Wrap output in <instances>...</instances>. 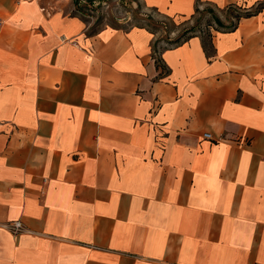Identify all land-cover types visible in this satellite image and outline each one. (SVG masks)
I'll list each match as a JSON object with an SVG mask.
<instances>
[{"label": "crops", "instance_id": "1", "mask_svg": "<svg viewBox=\"0 0 264 264\" xmlns=\"http://www.w3.org/2000/svg\"><path fill=\"white\" fill-rule=\"evenodd\" d=\"M140 1L251 15L155 50L0 0V264H264V0Z\"/></svg>", "mask_w": 264, "mask_h": 264}, {"label": "rangeland", "instance_id": "2", "mask_svg": "<svg viewBox=\"0 0 264 264\" xmlns=\"http://www.w3.org/2000/svg\"><path fill=\"white\" fill-rule=\"evenodd\" d=\"M79 11L89 26L93 29H99L103 26L122 27L127 29L129 27L138 25H147L150 29L156 30L159 33V39L165 42L173 41L177 39L183 31L196 26L197 29H204L208 25H212L211 14L205 10L208 7L201 9V14L195 16V18L188 23L182 24L179 22V26L175 23L167 24V27L157 25L165 20H159L154 13L148 9H145L140 0H78ZM227 15V14H226ZM225 16V15H224ZM176 25V27H175ZM229 24L224 25L228 27ZM198 32V31H197ZM174 33V35H172ZM183 36L182 38L186 37Z\"/></svg>", "mask_w": 264, "mask_h": 264}, {"label": "trees", "instance_id": "3", "mask_svg": "<svg viewBox=\"0 0 264 264\" xmlns=\"http://www.w3.org/2000/svg\"><path fill=\"white\" fill-rule=\"evenodd\" d=\"M205 11L207 13H209V15L211 14L210 16L212 17L211 18L212 23H213L212 25L211 24L208 25L203 30L202 29L201 30L200 29H197L196 26L191 27V28H188V29H186V30L183 31V34H181L177 39H175L173 41H169L168 39H167L168 42H165L163 40H157L155 42V45H156L155 46V48H156L155 50H157L159 47L161 49V48H170V47L176 46V45H178V44L186 41L188 38H191L193 36H198L199 35V36L204 37V36L207 35L209 37L210 36L209 35V29H211V28L213 30H215V31L220 30V29H233L236 26V23H234L233 20L235 22H238V20L240 18L248 17V16L251 15L250 12L243 11L240 8L235 7V6L234 7L231 6L228 9H226L225 11H220V10L219 11L218 10L216 11V10L211 9V8L210 9H206ZM217 12H223L222 15H225V18H229V19H227V20H229L228 21V24H229L228 27H224V24L218 19ZM195 14L196 15L201 14V10L198 7L195 10ZM167 24H172L173 25L172 20L167 19V20H165V22L158 23L157 25L162 26V27H167ZM136 27L145 28L149 32H151L152 34H155L156 33V30L154 31V30L150 29L149 26H147V25H138ZM185 35H187V36L184 37V38H182ZM206 45H207L206 42L203 41L204 49L207 48ZM157 46H158V48H157ZM156 64H157L158 67H161V62L158 59H156Z\"/></svg>", "mask_w": 264, "mask_h": 264}, {"label": "built area", "instance_id": "4", "mask_svg": "<svg viewBox=\"0 0 264 264\" xmlns=\"http://www.w3.org/2000/svg\"><path fill=\"white\" fill-rule=\"evenodd\" d=\"M43 1H45V0H18V2H38V3H41ZM202 137H203V139L212 140L211 135L208 133H204ZM11 230L15 234L19 233L21 231V224L18 221L12 223L11 224Z\"/></svg>", "mask_w": 264, "mask_h": 264}]
</instances>
